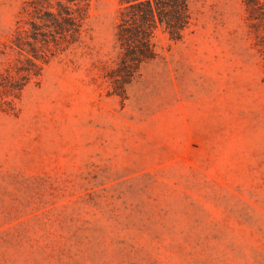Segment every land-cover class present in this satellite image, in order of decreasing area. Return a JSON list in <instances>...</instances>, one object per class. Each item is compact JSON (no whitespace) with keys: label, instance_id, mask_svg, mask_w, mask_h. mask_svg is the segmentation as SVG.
Segmentation results:
<instances>
[{"label":"rangeland","instance_id":"obj_1","mask_svg":"<svg viewBox=\"0 0 264 264\" xmlns=\"http://www.w3.org/2000/svg\"><path fill=\"white\" fill-rule=\"evenodd\" d=\"M129 82L120 0H0V264H264V0H189Z\"/></svg>","mask_w":264,"mask_h":264},{"label":"trees","instance_id":"obj_2","mask_svg":"<svg viewBox=\"0 0 264 264\" xmlns=\"http://www.w3.org/2000/svg\"><path fill=\"white\" fill-rule=\"evenodd\" d=\"M74 1V0H70ZM118 39L122 44V73L129 82L143 63L157 56L160 28L175 41L191 23L189 0H120Z\"/></svg>","mask_w":264,"mask_h":264}]
</instances>
